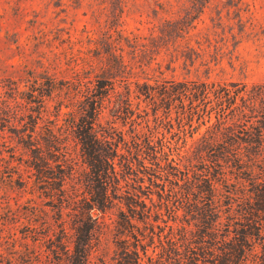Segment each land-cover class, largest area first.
I'll return each mask as SVG.
<instances>
[{"label": "rangeland", "instance_id": "374dc122", "mask_svg": "<svg viewBox=\"0 0 264 264\" xmlns=\"http://www.w3.org/2000/svg\"><path fill=\"white\" fill-rule=\"evenodd\" d=\"M197 6L191 0H0V264H53L48 237L60 220L58 174L61 219L71 232V206L84 193L86 167L68 126L72 87L63 92L64 78L72 80L70 55L101 50L107 34L136 35L143 43L135 78L203 80L209 91L201 100L181 95L168 109L146 101L136 106L131 98L129 111L117 110L121 86L105 101L94 128L117 143L118 187L109 207L93 210L100 232L87 264H123L116 260L120 247L134 244L138 264H190L187 246L195 242L189 240L209 218L215 227L228 219L249 231V177L264 164V150L249 158L246 140L256 123L249 90L264 84V0H206L187 36L161 34L172 27L165 20L179 21ZM116 45L127 59L122 38ZM48 74L57 88L40 94ZM227 91L234 100H223L219 110L215 94ZM35 143L44 149L39 158L29 148ZM210 183L214 208L205 202ZM247 239L262 264L264 233ZM197 257L205 264L200 251ZM253 262L249 254L246 264Z\"/></svg>", "mask_w": 264, "mask_h": 264}, {"label": "trees", "instance_id": "16d2710c", "mask_svg": "<svg viewBox=\"0 0 264 264\" xmlns=\"http://www.w3.org/2000/svg\"><path fill=\"white\" fill-rule=\"evenodd\" d=\"M191 1L194 6L195 4L198 5L194 7L195 11L184 15L179 21L165 20V24L172 25V27L167 30L163 28L162 35L164 33L174 34V38L188 35L189 30L194 27L193 20L200 11L199 8L206 0ZM121 38L128 47L125 50L129 56L127 59L124 58L122 46L116 45ZM104 44L101 50L91 55H70L72 80L64 78L67 80L63 92H68V88L72 87V93L66 97L67 102L65 105L71 106L68 111V126L77 140L80 156L86 169L83 171L81 178L84 193L78 198L77 202L73 201L75 204L71 206L73 211L68 224L71 229L70 234H67L64 219H61V199L64 193L62 188L63 175L54 176L58 179L56 198L59 205L56 211L59 216L57 218L60 220L56 223L58 228L53 230V237H48L50 241L48 250L54 258L53 264H87L91 249L100 232V220L98 215L93 213V210L103 212L105 208L110 206L111 198L115 196V190L118 187V176L114 161L118 154L117 143L106 137V135H109L112 138V133L109 131L106 135H98L94 124L99 119L105 101H109L110 96L118 92L116 87L121 86L122 88L118 92L120 96L117 100V110L121 109L124 112L129 111L131 98L136 99V106H138L139 101H146L154 105V109L159 104H164L168 109L172 99L182 100L181 95L191 100L197 97L201 100L207 96L209 91L208 83L203 80L173 81L172 79H164L158 83L154 79V82L151 83L146 79L139 80L135 78L133 75L134 69L142 68L141 63L136 62L135 55L137 49L143 46V43L138 42V36L136 35L110 37V34H107L104 38ZM52 74H48L46 78L47 92L40 94L48 95L56 90L57 81L55 82V76H52ZM195 89H199L200 93H197ZM56 94L58 95V93ZM234 95H236L235 92ZM64 97L61 96V99H59L56 111L59 110ZM215 97V104L221 110V102L225 100L227 103H231L235 96L231 97V94L227 91L219 96L215 94ZM249 112V117H255L253 120L256 123L249 125V139L246 140H249V158L254 157L253 160H255L264 150V84L256 85L253 90H249ZM30 130L32 131V129ZM31 131L26 135L30 137ZM50 135L53 142L50 146H54V137L51 132ZM119 136L116 134L117 139L121 138ZM21 140L25 139L21 136ZM26 140V143L33 145L29 138ZM211 144L214 145L215 143ZM211 144L209 150H212ZM29 148L37 149L35 155L37 158L44 151L38 143H35L33 147L29 146ZM229 149L226 151L235 153V151ZM37 158L35 157L34 160L36 161ZM125 163L130 164L128 160H125ZM36 166L39 169L41 168L40 170H46L40 164ZM59 168L61 167L59 166ZM260 168L261 172L258 175H249V231L242 226H231L228 219L222 223V227H215L213 223L215 221L211 222L215 219L209 218L208 221H204V229L200 230L198 238L194 239L195 241L193 239L189 240L195 242L193 246H187L190 253V264H201L198 263V251L203 254L205 264H246V258L249 254L252 256L253 263H257L259 259H257L255 245L250 243V246L247 247L249 245L247 238L250 234L259 235L264 233V164L260 165ZM208 189L210 191L209 197H207V194L205 195L207 198L205 202L211 208H214L216 203L212 198L211 183ZM133 246V248L126 245L121 246L116 259L117 262L138 264V251L136 245ZM261 246L264 249V244ZM260 262L264 264V259H261Z\"/></svg>", "mask_w": 264, "mask_h": 264}]
</instances>
